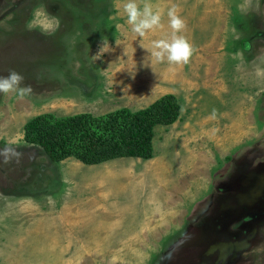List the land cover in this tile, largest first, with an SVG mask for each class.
<instances>
[{
    "label": "rangeland",
    "instance_id": "1",
    "mask_svg": "<svg viewBox=\"0 0 264 264\" xmlns=\"http://www.w3.org/2000/svg\"><path fill=\"white\" fill-rule=\"evenodd\" d=\"M125 2L0 0V77L32 88L0 93V149L21 154L0 157V264H264V179L239 184L242 167L264 171V0H148L162 27L143 38ZM172 6L187 64L147 58ZM169 94L180 117L155 128L150 160L53 162L24 140L37 116L138 112Z\"/></svg>",
    "mask_w": 264,
    "mask_h": 264
},
{
    "label": "trees",
    "instance_id": "2",
    "mask_svg": "<svg viewBox=\"0 0 264 264\" xmlns=\"http://www.w3.org/2000/svg\"><path fill=\"white\" fill-rule=\"evenodd\" d=\"M174 95H165L138 112L121 109L101 117L80 114L54 118L37 116L25 125V142L41 146L53 162L77 158L101 164L119 158L150 160L157 126H170L180 117Z\"/></svg>",
    "mask_w": 264,
    "mask_h": 264
},
{
    "label": "clouds",
    "instance_id": "3",
    "mask_svg": "<svg viewBox=\"0 0 264 264\" xmlns=\"http://www.w3.org/2000/svg\"><path fill=\"white\" fill-rule=\"evenodd\" d=\"M123 11L132 32L141 38L146 33L162 27V11L159 9L154 10L153 5L148 0H144L142 7L138 0H126L123 4ZM167 17L171 36L154 40L151 48L147 49L150 53L147 58H150L153 62L167 60L171 65L187 64L193 54V47L183 35H180L185 29V21L178 14L176 6L168 9ZM108 47L109 43L104 37L99 46L98 54L94 58L102 57L107 53ZM22 81L23 77L19 73L11 71L8 76L0 77V93H17L19 98L23 99L32 92V88L30 85L21 87ZM20 155L11 147L0 149V157H3L5 162L12 157L19 158Z\"/></svg>",
    "mask_w": 264,
    "mask_h": 264
},
{
    "label": "flooded vegetation",
    "instance_id": "4",
    "mask_svg": "<svg viewBox=\"0 0 264 264\" xmlns=\"http://www.w3.org/2000/svg\"><path fill=\"white\" fill-rule=\"evenodd\" d=\"M248 171V166H244L242 167V173L244 172L243 176L240 178L239 180V184L241 186V188L245 187V188H248V189H251L252 192L254 191V189H256L259 185H258V179H264V171L262 172H256V173H253V174H250V172H247ZM247 172V173H246ZM246 173V174H245ZM250 176L252 177V180L250 182ZM247 177V178H246ZM245 178L247 179V184L245 183ZM256 178V179H255ZM261 187V186H259ZM258 189V188H257ZM198 251V249H197ZM202 259H205V258H201ZM198 258H196L195 261H197ZM206 260V259H205Z\"/></svg>",
    "mask_w": 264,
    "mask_h": 264
},
{
    "label": "crops",
    "instance_id": "5",
    "mask_svg": "<svg viewBox=\"0 0 264 264\" xmlns=\"http://www.w3.org/2000/svg\"><path fill=\"white\" fill-rule=\"evenodd\" d=\"M101 174H103V173H100V175H101ZM84 212H86V213H90V211H85V210H83V212H82V216H83V213H84ZM79 217H81V216H78V217H77L78 220H76V222L80 221V218H79ZM86 219H87V218H86ZM68 222H69V221H68ZM76 234H77V233H76ZM76 234L73 233L72 236H75ZM2 240H3V239H2ZM2 242H3V241H2Z\"/></svg>",
    "mask_w": 264,
    "mask_h": 264
},
{
    "label": "bare ground",
    "instance_id": "6",
    "mask_svg": "<svg viewBox=\"0 0 264 264\" xmlns=\"http://www.w3.org/2000/svg\"><path fill=\"white\" fill-rule=\"evenodd\" d=\"M200 263V262H199Z\"/></svg>",
    "mask_w": 264,
    "mask_h": 264
}]
</instances>
